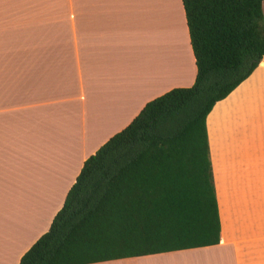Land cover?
<instances>
[{
    "label": "crops",
    "instance_id": "crops-1",
    "mask_svg": "<svg viewBox=\"0 0 264 264\" xmlns=\"http://www.w3.org/2000/svg\"><path fill=\"white\" fill-rule=\"evenodd\" d=\"M195 72L181 0H0V264L47 230L86 157ZM205 134L218 243L95 264H264V57Z\"/></svg>",
    "mask_w": 264,
    "mask_h": 264
},
{
    "label": "trees",
    "instance_id": "trees-1",
    "mask_svg": "<svg viewBox=\"0 0 264 264\" xmlns=\"http://www.w3.org/2000/svg\"><path fill=\"white\" fill-rule=\"evenodd\" d=\"M262 1L181 0L193 83L147 101L84 159L18 264H95L218 243L205 116L264 55Z\"/></svg>",
    "mask_w": 264,
    "mask_h": 264
},
{
    "label": "built area",
    "instance_id": "built-area-1",
    "mask_svg": "<svg viewBox=\"0 0 264 264\" xmlns=\"http://www.w3.org/2000/svg\"><path fill=\"white\" fill-rule=\"evenodd\" d=\"M264 55L260 58L259 62L263 59Z\"/></svg>",
    "mask_w": 264,
    "mask_h": 264
}]
</instances>
